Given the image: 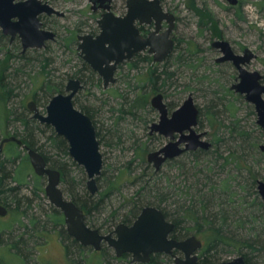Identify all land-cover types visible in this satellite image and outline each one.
Masks as SVG:
<instances>
[{"label":"rangeland","instance_id":"rangeland-1","mask_svg":"<svg viewBox=\"0 0 264 264\" xmlns=\"http://www.w3.org/2000/svg\"><path fill=\"white\" fill-rule=\"evenodd\" d=\"M41 1L63 14L62 17L45 14L39 16L43 28L56 34L55 40L47 42L44 48L28 49L23 54L25 62L18 56L21 51L18 39L9 44L8 38L5 37L6 40L0 42L3 45V49L0 50V60H5L2 62L3 68L7 66L4 73L9 77L7 80L14 94L8 108L15 113L14 117L12 115L8 121L5 120L4 128H2L4 134L0 136V140L8 135V132L12 133L16 128L20 129L21 123L15 119L17 115L31 116L27 103L34 100L35 92L39 94L37 102L39 110L41 113L45 112L51 97L45 98L39 93L40 85L47 80H45L47 77L50 81L62 82L64 91L67 80L74 78L71 77L72 74L75 70L82 68L84 63L77 49V36L95 35L99 31L97 24L100 18L99 12L91 10V3L88 0ZM161 5L165 12L175 17L171 36L176 48L169 59V70L175 73L173 81L158 91H153L147 82L144 83L145 88L141 92L147 93L148 105L132 108V100L137 93V81H143V78H146L152 64L141 63L137 69L128 72L126 62L119 65V70L115 74L116 82L106 89L103 88L97 74L87 79V74L83 73L85 88L74 99L77 103L76 107L79 104L86 107L94 120L96 119V127L100 133L103 166L96 180L98 190L93 197L101 194L111 182L116 183L115 189L104 198L99 211L94 212L88 220L90 226L100 229L105 234L121 222L136 201L141 200L144 203L150 201L148 200L149 190L154 185L158 193H168L165 203L169 206L171 204V208L178 205V202L181 205H187L188 201H194V208L195 205L199 208L197 196L194 198L191 196L198 193L196 188L203 189L202 191L205 192L208 186L203 188L204 181L202 178L197 181L196 176H210L211 183L218 185L225 179L228 181V188L237 195H244L249 201H253L255 197L261 200L257 191V181L264 182V154L260 156L253 151L251 143L256 141L258 147L264 143V128L256 124L257 116L254 106L246 102L243 95L236 94L231 89V86L235 84L237 71L229 62L216 63V59L221 54L211 47V43L216 40H225L236 54H242L244 49H249L255 58L245 68L248 71H257L264 77V0H238L236 6H230L226 0H161ZM126 10V0H113L111 6L113 14L122 16ZM201 21L204 23L208 21V24L204 26L200 23ZM152 29L153 26H150L148 31ZM71 36L73 39L67 45L65 38ZM178 55L181 61L174 64L173 61ZM44 59L47 61L44 62ZM44 64L47 66L42 69ZM16 70L18 71L15 72ZM127 73L129 75L126 79L124 76ZM126 84H129L130 89L126 87ZM157 93L164 95L169 112L181 106L188 95H191L195 106L200 111L198 124L194 130L197 133H204V140L212 143V148L208 154H197V158L191 156L192 152H185L166 162L154 175V167L147 162V154L160 149L168 141V139L148 135L151 124L159 119L158 111L150 105L151 98ZM230 103L234 107V117L225 108ZM207 111L212 114L210 117L205 115ZM233 125H237L240 130L248 133V143L241 141V137L239 138L236 133H231L230 128ZM216 137L220 138L221 142L215 143ZM6 148H9L8 144L3 148L4 156L7 152ZM15 149L20 156L17 166L23 161L22 169L26 168V176L23 177L25 185L21 195L30 196V185L36 175L22 149ZM67 169L69 180L73 179L75 183L71 186L68 183L60 184L65 195L69 193V190L78 194L83 192L89 194L86 189L87 176L84 169L73 161L68 162ZM197 171H203V174L195 175ZM40 178L44 189L47 179ZM151 181L153 182L149 186L148 182ZM188 187L191 189H187ZM151 195L154 196V193ZM21 205V211H23L24 202ZM46 210H49V201L41 193L40 197L32 203L28 214L44 220ZM25 224L27 220L21 217L13 207L8 208L5 217H0V228L6 227L7 229L3 231L9 233L10 237L26 231L23 228ZM184 226L187 227L189 224ZM61 228L54 229L48 224L47 244L44 239L38 237L36 240L35 237L33 238L32 244H27L28 247L23 250V254L28 255V264H70L69 259L62 254L60 241L57 239ZM31 233L36 234V232L27 234ZM238 233L243 237L247 236V232L243 229H240ZM193 235L201 241L200 235L192 232L188 237ZM33 242L38 244L31 253L29 248ZM105 252L109 255V259L110 256H114L111 249L106 248ZM7 253H2L1 262L23 264L15 256L7 257ZM197 255L199 256V251ZM178 256L182 257L180 254ZM239 256L241 255L223 254L220 263ZM255 256L252 261L254 264H264L263 252L256 253ZM88 258L87 264H95L94 256ZM170 260L174 264V260L172 258ZM113 263L130 264V259L128 257Z\"/></svg>","mask_w":264,"mask_h":264},{"label":"water","instance_id":"water-1","mask_svg":"<svg viewBox=\"0 0 264 264\" xmlns=\"http://www.w3.org/2000/svg\"><path fill=\"white\" fill-rule=\"evenodd\" d=\"M91 10H102L97 20L96 35L77 36L79 56L102 79L103 88L115 83L114 72L124 62H129L137 54L147 52L154 63H162L174 50L171 34L175 26V17L165 12L161 0H126V13L115 16L110 9L112 0H88ZM230 6H236L238 0H226ZM62 17L63 14L41 0H0V30L11 40L17 35L22 45V53L28 49L44 48L46 43L54 41L56 34L43 28L39 16ZM166 22L167 28L160 32ZM138 25H154V30L143 37ZM211 47L221 54L216 63L231 62L237 71L236 83L231 89L244 96L246 102L254 106L260 128H264V77L257 71H248V65L255 55L244 49L236 54L225 40H216ZM83 89L80 81L69 79L64 92L54 95L41 113L34 101L27 103L31 118L52 127L55 134L68 143L70 159L81 166L87 176L86 189L90 195L97 192L96 180L101 174L103 156L96 138L95 127L88 115L77 109L73 103L75 95ZM150 104L159 113V122L153 124L150 133L157 132L168 139L167 144L158 151L147 154V162L155 172L166 162L181 156L185 152L208 151L211 143L204 140V133H197L199 110L191 95L177 109L169 112L161 93L152 97ZM178 136V137H176ZM7 143H15L26 151L33 172L38 177H46L44 192L49 203L59 209L65 217L67 234L83 247L100 251L102 243L113 249L117 258L130 254L131 263L147 264L151 255L171 256L174 264H199L197 252L202 242L196 236L184 240L171 238L175 225L168 221L161 210L144 207L131 226L119 224L111 234L102 235L90 229L84 213L72 201L66 200L58 170L47 167L46 161L37 151L22 145L21 140L11 136L1 140L0 153ZM264 154V143L259 145ZM257 191L264 201V182L257 181ZM7 209L0 205V217H5ZM183 254V258L175 255ZM219 264H246L239 256Z\"/></svg>","mask_w":264,"mask_h":264},{"label":"trees","instance_id":"trees-1","mask_svg":"<svg viewBox=\"0 0 264 264\" xmlns=\"http://www.w3.org/2000/svg\"><path fill=\"white\" fill-rule=\"evenodd\" d=\"M200 23L206 26L208 21L206 23L201 21ZM72 39L73 36L65 38L66 44L68 45ZM3 40H6V38L0 33V42ZM175 48L176 45L174 46V49ZM1 49H3V45L0 44V50ZM143 53L137 54L132 60L126 63L128 72L137 69L141 63H152V57L146 52ZM23 54L24 53H20L18 56L25 62V56H23ZM171 57L172 53L165 61H163L161 66L152 64L150 71L146 74V78H143V81H137V93L132 100V108L148 105L147 93L145 94V92H141L142 89L145 88L144 83L147 82L152 87L153 91H158L163 89L167 83L173 81L172 79L175 76V73L169 70V59ZM4 61L5 60L3 59L0 60V69L2 70L0 71V136H3L4 134L2 128H4L5 120L8 121L10 116H15L14 111L9 110L8 108L14 94L13 89L7 80L9 77L4 73L7 67L4 63L5 67L3 68L2 62ZM43 61L46 62L47 60L44 59ZM180 61L181 58L180 55H178L173 63H180ZM40 62H42V60H40ZM46 66V64L42 65V69H45ZM17 71L18 70L15 72ZM83 73L87 74V79L92 77V72L84 63H82V68L75 70L71 77L83 80ZM128 75L129 74L127 73L124 78L127 79ZM45 80L46 81L42 83L39 88V93L45 98L48 96L52 98L54 95L63 92L62 82H53L48 80L47 77ZM126 83H128V81ZM126 87L129 88V84H126ZM38 95L39 94H36V92L33 95L35 100L33 101L36 102L35 104L37 107L39 106V103L37 104ZM74 104L75 106L77 105L75 100ZM77 108L91 116L86 107L79 104ZM225 108L232 116L235 114L232 103L226 105ZM205 115L210 117L212 114L207 111ZM15 119L20 121V129L16 128L12 133L8 132V135L4 138L14 136L21 140L22 145L41 154L49 168L60 172L61 183H68L70 186L73 185L75 182L73 179L69 180L68 177V162H72V160L68 155L67 142L62 137L56 135L50 126L41 124L28 116L17 115ZM230 129L231 133H236L239 138L241 137V141L244 143L247 142V139L249 140L248 133L240 130L237 125H233ZM218 142H221V140L216 137L215 143ZM257 144L256 141H253L251 143V149L257 152L258 155L263 156V154L259 152ZM8 146L9 148H6V155H2L3 151L0 154V201H2L7 208L13 207L21 217H24L27 220V224L24 226L21 225L26 231L13 237H10L9 233L3 231L7 229L6 227L0 228V257L3 256V252H8L7 257L15 256V258L21 260L23 264H26L28 262V255L23 254V250L28 247L27 244H32L34 237L36 240L37 237L40 238L42 235L48 233V224L55 229L60 223L59 220L54 219V216L50 215L47 210L44 211L46 215L44 220H40V218L28 214V210L31 209L34 200L38 199L41 193L44 194L42 180L39 177H35V180L30 185V196L21 195V190L25 185L23 177L26 176V168L25 170L22 169L24 165L23 161L17 166V160L20 156L15 148H22L15 143H8ZM211 148L208 151L197 150L196 152H192L191 156L196 157L197 154H208ZM22 151L25 153V157H27L26 151L24 149H22ZM199 174H203V171L195 172V175ZM196 177L198 178L197 181H199L200 178L204 181L203 188L204 186H208L205 192L202 191L203 189L196 188L198 193L191 196V198L197 196V203L200 204L199 208H196V205L194 208V201H188L189 203H187V205H181L178 202V205L171 208V204L169 206L165 203L168 198V193H158V190L154 185L151 190H149L148 200L150 201L146 203L141 200L136 201L129 208L127 214L123 217L122 222L126 223L134 218L144 206L154 205L162 211L168 221L175 225L173 238L177 240L186 239L191 232L200 235L203 245L201 250H199V264H219L223 254L241 255L246 264H254L252 261L256 253L263 252L264 258V201L260 200L258 197H255L253 201H249L244 195H237L228 188V181L225 179L220 181V185H218L211 183L210 176ZM152 182L153 181L148 182L149 186H151L150 183ZM115 187L116 183L111 182L105 187V190L101 194L98 196L96 195L95 197L86 192L78 194L71 190L68 191L69 193H67L66 196L84 211L86 215V223L89 225L88 220H90L92 214L99 211L104 198L108 197ZM187 189L191 188L188 187ZM151 193H154V196H152ZM186 194L190 195L189 193ZM22 202L25 204V209L23 211H21ZM49 218L52 223L49 222ZM185 224H189V226L185 227ZM240 229L245 230L247 236L243 237L242 235H239L238 232ZM28 232H36V234H27ZM59 232L64 236L63 242L65 243L66 255L70 264H87L86 262L89 260L88 257L93 256L96 258L95 264H114L113 261L117 262L127 259V256L124 255L121 258L110 256V260L108 257L109 255L105 252L106 248H103L100 252H94L89 248L80 246L75 240L68 237L62 228ZM37 244V242H33V245L30 246L29 249L31 253L34 248H36ZM0 264H4L1 262V258ZM147 264L172 263L168 256L154 255Z\"/></svg>","mask_w":264,"mask_h":264},{"label":"flooded vegetation","instance_id":"flooded-vegetation-1","mask_svg":"<svg viewBox=\"0 0 264 264\" xmlns=\"http://www.w3.org/2000/svg\"><path fill=\"white\" fill-rule=\"evenodd\" d=\"M16 1H18V0H16ZM24 1V0H23ZM112 2H113V0L110 2V9H111V6H112ZM237 5H238V3H237ZM93 12H99V16L101 17V14L103 13V11L102 10H97V11H93ZM112 12V11H111ZM115 15V14H114ZM115 16H119V15H115ZM123 16V15H122ZM137 26H138V29H139V31H140V33H141V35L143 36V37H145V36H147V34H149L150 32H152L153 30H154V25L153 24H150V25H138L137 24ZM150 26H153V29L149 32L148 30H149V28H150ZM167 28V24H166V22H163L162 23V25H161V30H160V32H162V31H164L165 29ZM1 34H2V32H1ZM96 35V34H95ZM2 36H4V37H7L8 38V43L9 44H12L15 40H19L20 41V39H19V37L16 35L12 40H11V38H10V36H5V35H3L2 34ZM172 37V36H171ZM173 41H174V39H173ZM20 44H21V42H20ZM174 46H175V41H174ZM20 53H22V45H21V51H20ZM147 53V52H146ZM148 54V53H147ZM149 55V54H148ZM239 55V54H238ZM151 56V55H150ZM152 57V56H151ZM124 63H126V62H124ZM163 63V62H162ZM229 63H231V62H229ZM84 64H86L85 62H84ZM151 64H160V63H154L153 62V59H152V63ZM232 64V63H231ZM88 66V68L90 69V71L92 72V75H95V74H97L98 75V73H96V72H94L90 67H89V65H87ZM232 66H233V64H232ZM234 67V66H233ZM119 70V66L117 67V69L115 70V72H114V78H115V74L117 73V71ZM236 70V69H235ZM98 77H99V79H101V77L98 75ZM237 77V76H236ZM69 79H71V78H69ZM68 79V80H69ZM72 79H77V80H79L80 81V83H81V85L83 86V89L82 90H84V88H85V80L83 79V80H81V79H79V78H72ZM98 79V78H97ZM99 79H98V81H99ZM67 80V81H68ZM235 80V83H236V78L234 79ZM101 81H102V79H101ZM115 82H116V78H115ZM263 83H264V81H263ZM81 91V90H80ZM79 91V92H80ZM64 92V91H63ZM62 92V93H63ZM78 92V93H79ZM77 93V94H78ZM76 94V95H77ZM158 94V93H157ZM162 94V93H161ZM75 95V96H76ZM163 95V94H162ZM155 96V95H154ZM74 99H75V97H74ZM74 99H73V103H74ZM152 99V98H151ZM165 100V97H164V95H163V101ZM31 101H33V100H31ZM151 101V100H150ZM36 103V102H35ZM164 103H165V101H164ZM166 104V103H165ZM75 105V104H74ZM151 105V104H150ZM166 106H167V109H168V112H169V108H168V105L166 104ZM76 107V106H75ZM152 107V106H151ZM39 108V107H38ZM77 108V107H76ZM78 109V108H77ZM80 110V109H79ZM175 110V109H174ZM173 110V111H174ZM81 111V110H80ZM172 112V111H171ZM171 112H169V116H170V113ZM42 113H44V112H42ZM84 113V112H83ZM86 114V113H85ZM32 115V114H31ZM86 115H88V114H86ZM91 115V114H90ZM89 116V115H88ZM30 118H31V116H30ZM89 118L91 119V121H92V123H93V125H94V127H95V131H96V138H97V140H98V142H99V144H100V133L98 132V130H97V127H96V119L94 120V118L92 117V115L91 116H89ZM32 119V118H31ZM35 120V119H34ZM36 121H38V120H36ZM39 122V121H38ZM159 122V119H158V121L157 122H154V123H152L151 124V126L153 125V124H156V123H158ZM40 123V122H39ZM42 124V123H41ZM45 125V124H44ZM48 126V125H47ZM151 126L149 127V132H148V135L150 136V137H153V136H157V137H161V138H163L164 140H167L163 135H161V134H159V133H157V132H153V133H150V128H151ZM52 128V127H51ZM176 137H178V136H176ZM4 139V138H3ZM64 139V138H63ZM65 140V139H64ZM66 141V140H65ZM1 142V141H0ZM168 142V141H167ZM167 142L161 147V148H163L166 144H167ZM8 144V143H7ZM6 145V144H5ZM4 145V146H5ZM67 145H68V143H67ZM4 146H3V148H4ZM160 148V149H161ZM160 149H158V150H160ZM158 150H156V151H158ZM3 151V150H2ZM150 153V152H149ZM1 154V153H0ZM70 158V157H69ZM166 162H168V161H166ZM165 162V163H166ZM164 163V164H165ZM163 164V165H164ZM162 165V166H163ZM48 167V166H47ZM160 170V169H159ZM158 173V171L157 172H155V170H154V175H156ZM36 177H38L37 175H36ZM40 178V177H39ZM46 178V177H45ZM63 191V190H62ZM63 194H64V197H65V199L66 200H69V201H71L69 198H67V196L65 195V193L63 192ZM44 195H45V192H44ZM46 196V195H45ZM49 201V200H48ZM0 205L1 206H4L6 209H7V211H8V208L6 207V205H4L3 204V202L2 201H0ZM77 206V205H76ZM78 207V206H77ZM144 207H146V206H144ZM143 207V208H144ZM152 207H155V206H152ZM79 208V207H78ZM143 208H141L140 209V211H139V213L134 217V218H132L131 220H129V221H127L126 223L125 222H122V220H121V222L120 223H118L117 225H119V224H125V225H127V226H131L133 223H134V221L137 219V217L139 216V214H140V212H141V210L143 209ZM156 208V207H155ZM79 209H81V208H79ZM158 209V208H157ZM82 210V209H81ZM160 210V209H159ZM48 211V213L50 214V215H53L54 216V219H58L59 220V226L58 227H62V229H63V231H64V233L68 236V237H70L68 234H67V231H66V226H65V217H64V214L59 210V209H57V208H55L53 205H51L50 203H49V210H47ZM83 211V210H82ZM8 213V212H7ZM83 213H84V211H83ZM84 218H85V223H86V215H85V213H84ZM50 218H49V222H50ZM50 223H52V222H50ZM86 225L90 228V229H95V230H97L100 234H102V235H107V234H111L113 231H114V229L116 228V226H115V228L112 230V231H110V232H108V233H102L101 232V230L100 229H96V228H94V227H92V226H90V225H88L87 223H86ZM60 233V232H59ZM58 233V241H60L59 243H60V247H61V252H62V254L63 255H65V257H67V255H66V248H65V243L63 242V235L62 234H59ZM49 235V234H48ZM71 238V237H70ZM171 238H173V234L171 235ZM40 239H44V241H45V243L47 244V242H48V240H46V239H48V237H47V233L46 234H44V235H42L41 237H40ZM73 239V238H72ZM175 239V238H174ZM74 240V239H73ZM177 240V239H176ZM182 240H184V239H182ZM44 243V244H45ZM78 243V242H77ZM79 244V243H78ZM80 245V244H79ZM41 246V245H40ZM81 246V245H80ZM83 247V246H82ZM85 248H89V249H91L92 251H94L91 247H85ZM103 248H108V249H111V248H109L105 243H102V247H101V250L103 249ZM100 250V251H101ZM111 250H113V249H111ZM100 251H98V252H100ZM94 252H97V251H94ZM114 252V251H113ZM175 253V255L176 256H178V254H180V255H182V257L181 258H183V254L182 253H180V252H177V251H175L174 252ZM155 255H163V256H167V255H164V254H155ZM114 256H115V254H114ZM124 256V255H123ZM125 256H127V258L129 257V259H130V264H141V263H131V255L130 254H125ZM152 256H154V255H151V257ZM116 257V256H115ZM168 257H170V258H172L171 256H168ZM179 257V256H178ZM68 258V257H67ZM117 258V257H116ZM151 259V258H150ZM173 259V258H172Z\"/></svg>","mask_w":264,"mask_h":264}]
</instances>
